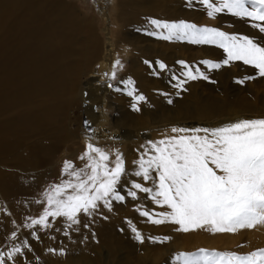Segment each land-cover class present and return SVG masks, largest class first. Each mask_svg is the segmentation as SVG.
<instances>
[{"label": "bare ground", "instance_id": "1", "mask_svg": "<svg viewBox=\"0 0 264 264\" xmlns=\"http://www.w3.org/2000/svg\"><path fill=\"white\" fill-rule=\"evenodd\" d=\"M77 2L0 0V251L7 252L13 245L23 249V254L13 260L5 258V264H130L129 256L120 258L117 254L125 251V244L122 237L116 236V225L121 223L116 212L121 206H130L124 220L130 236L133 233L128 221L139 230L144 219L133 210L136 203L129 197L123 203L113 201L111 211L101 206L91 218L81 215V224L72 228H66L63 218L52 221L49 217L52 229L49 234H36L39 241L27 231L24 225L31 222L29 218H38L46 206L36 201H43L41 193L49 187L47 180L58 177L53 164L59 161L60 154L72 152V157H79L90 142L108 151L112 160L117 151L121 153L131 173L135 166L128 158V148L136 146L144 151L145 145L132 142L135 130L145 131L155 124L180 127L188 119H209L218 114L217 105L226 101L217 99L209 90L206 96L198 91V84H213L216 71L199 63L207 60L200 52L223 59L222 49L147 34L153 30L150 19L185 20L197 25L202 20L198 16L199 4L189 7L187 0H87L95 6L83 7ZM100 24L107 26L106 38L101 37ZM242 26L234 31L250 37ZM223 28L230 31L229 27ZM252 37L264 44V34L257 29ZM117 60L122 67L116 69L119 82L114 84V80L103 77V72L111 73ZM178 60L199 67L208 79L188 81L186 91L177 89L173 74L184 79ZM157 61L165 63L167 69L159 70ZM86 73L94 81H86L82 98L87 96L96 105L97 111L88 109L94 127L89 128L90 133H74L67 110L75 100L79 82L88 77ZM128 78L135 82V94L146 98L139 102V111L133 110V97L127 95L128 86L122 82ZM224 82L222 78L218 84ZM217 90L220 94L226 92L223 86ZM201 98L206 101L200 102ZM171 134L168 131L165 135ZM140 136L137 134V139H142ZM72 140L75 142L69 146ZM84 163L78 159L79 168ZM131 176L124 177V185ZM138 182L144 184L143 180ZM105 216L107 219L102 218ZM84 223L89 227L85 228ZM34 227L37 233L45 231ZM65 230L69 235L62 237ZM13 231L17 238L9 244L3 242L2 236L9 237ZM24 241L28 247L23 246ZM60 249L64 254L59 253ZM130 249L127 245L128 252Z\"/></svg>", "mask_w": 264, "mask_h": 264}, {"label": "snow or ice", "instance_id": "2", "mask_svg": "<svg viewBox=\"0 0 264 264\" xmlns=\"http://www.w3.org/2000/svg\"><path fill=\"white\" fill-rule=\"evenodd\" d=\"M199 4L210 19L219 14L246 19L251 27L264 34V0H187L193 7ZM153 30L148 35L166 41H185L197 45H215L223 50L224 58L217 62L201 60L199 63L208 69H219L231 62H242L257 70L264 77V44L247 35L230 34L218 27L198 26L185 20L162 21L150 19ZM146 64L151 66L149 61ZM181 66L180 79L174 87L184 89L188 81L208 79L199 67L178 60ZM159 70L167 69L162 61H157ZM122 67L117 60L111 73H105L110 80L116 79V69ZM156 74V73H154ZM255 79L246 75L238 83ZM128 86L127 95L133 97L131 105L139 111L138 104L146 98L135 94L134 81H122ZM113 87L111 83L108 85ZM116 91L121 89L116 88ZM169 103L171 101L169 100ZM171 135H164L156 141L142 145L144 151L133 161L135 169L129 173L123 156L118 151L115 159L103 148L86 143L84 152L78 159L84 166L77 168L72 161H64L59 183L51 184L41 193L45 203L38 218H29L27 228L52 227V221L63 218L66 228L81 224L80 216L91 218L101 206L112 210L113 201L123 203L126 197L138 199V193L146 197L157 208L139 206L136 211L154 225L173 224L176 231L190 232L205 230L212 234L236 233L241 229H252L264 225V117L244 118L214 128L172 127ZM132 175L144 182L152 181V187L131 180L126 182L127 190L122 191L121 180ZM107 219V217H102ZM135 238L141 243L145 237L128 221ZM85 228L89 227L84 223ZM75 230H79L78 227ZM60 231V229H57ZM33 237L39 239L35 232ZM64 235H69L64 231ZM94 235V234H93ZM17 234L11 233L8 240H15ZM153 242H166L171 237H148ZM28 247L27 241L23 242ZM48 251L55 253L56 249ZM59 253L64 254L60 249ZM23 254L20 245L11 246L7 252L0 251V264L13 260ZM180 264H264V248L247 254L231 251L198 249L196 252L175 254Z\"/></svg>", "mask_w": 264, "mask_h": 264}, {"label": "rangeland", "instance_id": "3", "mask_svg": "<svg viewBox=\"0 0 264 264\" xmlns=\"http://www.w3.org/2000/svg\"><path fill=\"white\" fill-rule=\"evenodd\" d=\"M65 1V0H64ZM83 7L85 4H89L87 0H77ZM77 2V4H78ZM74 4V3H73ZM76 4V3H75ZM76 4V5H77ZM80 5V8L82 10V7ZM89 7H94L95 5L89 4ZM121 9V7L119 6ZM83 11V10H82ZM198 16L200 17L201 22H198V26H210V27H218L222 28L223 25L225 28L229 27L230 31L227 29L223 30L225 32H228L232 34V32L235 34V29H239L241 25L245 27L247 30V34L250 35V37L253 36L254 32L256 31L255 28L251 27V22L246 19H240L233 17L229 14H219L214 19H210L206 12L202 9V7L199 5L198 7ZM99 18V16H97ZM94 18V17H93ZM97 19V18H95ZM121 21H123L121 19ZM202 21H205L202 22ZM118 22L121 24V22L118 20ZM95 22H93L94 24ZM221 25V27H220ZM242 26V27H243ZM107 26H103L100 24V31H101V37H105L104 31ZM121 30L123 29L120 26ZM97 31V30H96ZM99 31V32H100ZM237 34V33H236ZM106 38V37H105ZM258 42H261V39L258 40ZM198 50V49H197ZM201 55L204 56L207 60L212 61H221L222 58H216L214 56H205L206 53L200 52ZM205 54V55H204ZM96 67L93 68V70ZM92 70V71H93ZM215 74L212 77L213 84H210L208 86H213L212 89H209L208 86H203L201 84H198V91H200V94H204L205 96L209 94L208 90L213 92L217 99L219 100H226L223 103L218 104L219 106V112L217 115L211 117V118H205V117H199V118H193L188 119V121L184 124H182L180 127L184 128H214L222 126L229 122H235L239 119L244 118H260L264 117V77H261L257 74V70L254 69L251 66L244 65L242 62H231L228 66H222L219 69H215ZM221 70L223 71V74H218L217 72ZM99 71V69L97 70ZM105 73H110L109 71L103 72V77H106L110 82L111 80L109 77L105 76ZM89 74V75H88ZM88 75V77H85L81 79L78 85V91L75 97V100H73V103L68 108V123L69 127L72 130V132L76 133L79 131H87L90 133V127L92 126V122L89 119L88 116V109L90 107L93 108L94 111H97L96 105L93 104L90 99H87V96L82 98V91L87 89L86 81L90 80L93 82V78H89L91 75L90 73H86L84 76ZM250 75L254 76L255 79L251 80H245L244 83H238L240 79H242L244 76ZM224 78L225 82L221 84V80ZM119 77H117L114 80V84L119 82ZM220 81V84L218 82ZM212 83V82H211ZM97 84V83H96ZM223 86L225 88V94H220V91L217 90L218 87ZM208 93V94H207ZM86 95V93H85ZM206 98H201L200 102H205ZM96 109V110H95ZM94 127V126H92ZM171 126L164 128L162 124H155L151 128H148L147 130H135L133 137L135 136V141L132 142H141L145 145L148 141H156L171 130ZM132 131V130H131ZM122 134V133H121ZM137 134L141 135L140 137L142 139H137ZM78 141V138L75 140ZM72 140L69 142V146L72 145V143L75 142ZM135 148H128V158L133 164L134 160H137L140 156V154L143 152L140 149ZM139 150V151H137ZM127 154V151L125 152V155ZM72 152H69L65 155L60 154L59 155V161L56 164H53V169L56 170V173L58 174V177L50 178L47 180L48 186H50L53 183H59L61 179H67V176H62V167L64 161H72L77 168H79L78 165V157L74 158L72 157ZM135 166V165H134ZM136 167V166H135ZM56 174V175H57ZM124 177L122 178V180ZM142 181V178H136L135 176H131V180ZM138 179V180H137ZM121 180V186H126L123 184ZM123 184V185H122ZM144 185L147 187H152V181L144 182ZM127 190V186L125 187V192ZM130 198V197H129ZM133 203L135 202L136 205L133 210H136L139 206H146L150 209L155 208L156 211H163L165 209L157 208L152 202L146 197V194L144 193H138V199L133 200ZM122 205V204H120ZM130 208V206H121L116 212L121 217V223L120 225L117 224V233L116 236L122 237L125 244V251H119L117 252L118 256L120 258L129 256L130 264H180L179 261L175 259V254L180 252H196L198 249L204 248L209 250H216V251H231L236 252L239 254H247L252 251H255L260 248H264V225L257 226L252 229H241L237 231L236 233H217L212 234L205 230H197V231H190L187 233L176 231V225L173 224H163V225H154L147 222V219L143 217L144 219V226L143 228L139 229L140 233L146 238L147 244L144 243V241L141 243L135 238V233L130 236V233L128 232V229L124 226H126V211ZM7 213V212H6ZM5 214V213H4ZM37 228H29L28 232H35V234H49L50 229H45V231L40 230L41 233H37L35 231ZM96 231V230H95ZM7 234H4L2 237L4 238L3 242L12 243L13 240H8L6 236ZM64 237V233L61 235ZM130 236V237H129ZM164 236H169L171 239H169L166 242L160 243V242H153L152 240L148 239V237H159L163 238ZM133 239L132 241H130ZM39 241V239H36ZM149 240V242H148ZM127 245L130 249V251H127ZM96 255V254H95Z\"/></svg>", "mask_w": 264, "mask_h": 264}]
</instances>
